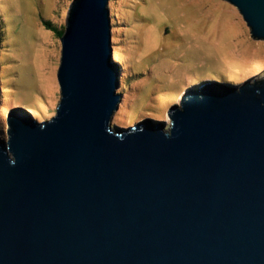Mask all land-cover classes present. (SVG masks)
I'll return each mask as SVG.
<instances>
[{
	"label": "water",
	"instance_id": "1",
	"mask_svg": "<svg viewBox=\"0 0 264 264\" xmlns=\"http://www.w3.org/2000/svg\"><path fill=\"white\" fill-rule=\"evenodd\" d=\"M225 1L264 40V0ZM61 42L56 113L0 135V264H264V75L124 127L110 0H73Z\"/></svg>",
	"mask_w": 264,
	"mask_h": 264
},
{
	"label": "rangeland",
	"instance_id": "2",
	"mask_svg": "<svg viewBox=\"0 0 264 264\" xmlns=\"http://www.w3.org/2000/svg\"><path fill=\"white\" fill-rule=\"evenodd\" d=\"M72 1L0 0V135L5 139L15 103L31 108L17 111L38 121L56 113L60 31ZM110 6L113 59L124 94L114 125L152 118L169 127L170 106L190 86L218 79L239 83L237 73L247 68L264 75V40L252 37L238 8L225 0H110Z\"/></svg>",
	"mask_w": 264,
	"mask_h": 264
},
{
	"label": "trees",
	"instance_id": "3",
	"mask_svg": "<svg viewBox=\"0 0 264 264\" xmlns=\"http://www.w3.org/2000/svg\"><path fill=\"white\" fill-rule=\"evenodd\" d=\"M49 25H51L50 24V22L48 23ZM63 33H64V30H62V31H60V35L62 36L63 35ZM202 73V71L200 72V74ZM254 73H258V71H256V72H252L251 70H250V68H247V69H245V70H241L240 72H238L237 73V77H238V80L237 81H234V82H241V81H243L244 79H246L247 77H252L253 75H255ZM236 76V75H235ZM193 76H188V78H190L191 80L193 79L192 78ZM196 81L197 80H201V76L199 75V74H197L196 76ZM187 78V77H186ZM218 79V78H217ZM226 79H230V80H233L231 77H229V76H227L226 77ZM218 80H220V81H222L221 79H218ZM15 105H17V103H15L14 105H13V107H15ZM19 106H24V107H26L28 110H30V111H32V109L31 108H29L28 106H26V105H21V104H19ZM33 112V111H32Z\"/></svg>",
	"mask_w": 264,
	"mask_h": 264
},
{
	"label": "bare ground",
	"instance_id": "4",
	"mask_svg": "<svg viewBox=\"0 0 264 264\" xmlns=\"http://www.w3.org/2000/svg\"><path fill=\"white\" fill-rule=\"evenodd\" d=\"M208 81V80H207ZM210 81H214V80H210ZM206 84V83H205ZM208 84V83H207Z\"/></svg>",
	"mask_w": 264,
	"mask_h": 264
}]
</instances>
